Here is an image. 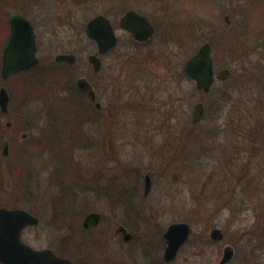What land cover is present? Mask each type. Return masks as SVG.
I'll list each match as a JSON object with an SVG mask.
<instances>
[{
  "label": "rangeland",
  "instance_id": "374dc122",
  "mask_svg": "<svg viewBox=\"0 0 264 264\" xmlns=\"http://www.w3.org/2000/svg\"><path fill=\"white\" fill-rule=\"evenodd\" d=\"M18 1L5 5L0 0V25L4 27L7 15L16 11L28 16L36 26L39 62L37 68L5 82L0 78V86L10 89L9 119H14L7 129L8 116L0 113V205L15 204L38 216L37 225L22 230V240L35 248L58 250L64 235L88 237L81 231L82 220L86 212L97 210L102 219L93 240L98 241L74 254L76 264H218L226 245L234 254L225 264H264V54H233L232 64L226 63L230 76L204 93L182 71L187 54L197 46L195 40L180 46L177 27L183 21L157 22L151 41L140 46L115 27L114 51L101 55L100 71L92 72L87 56L96 47L85 36V23L93 15L105 14L117 24L121 5L109 0ZM128 2L126 8L132 0ZM57 15L52 31L41 26L42 18ZM5 40L0 35V55ZM59 52H74L76 62L54 61ZM226 57L220 51L215 54L216 67L225 64ZM37 71L44 80L42 98L28 96L23 89V79ZM64 75L72 82L80 76L90 79L101 104L99 119L82 126L90 144L55 150L70 157L65 173L78 180L71 188L67 177L56 183L64 165L54 151L25 148L33 136L50 131L40 112ZM256 82H261L258 100L246 101V85L255 98ZM60 91L58 87L56 93ZM196 102H202L204 113L194 123ZM22 129L28 132L24 140ZM6 134H15L16 142L9 143L8 155L3 156ZM145 173L152 179L146 196ZM106 186L133 192L127 203L131 211L96 193ZM57 206L62 207L60 212ZM68 208L78 213L81 229L66 226ZM177 221L190 225V235L174 259L164 263L162 234ZM120 223L131 232L130 241L114 233ZM214 227L223 232L221 240L210 237Z\"/></svg>",
  "mask_w": 264,
  "mask_h": 264
},
{
  "label": "flooded vegetation",
  "instance_id": "af4514ba",
  "mask_svg": "<svg viewBox=\"0 0 264 264\" xmlns=\"http://www.w3.org/2000/svg\"><path fill=\"white\" fill-rule=\"evenodd\" d=\"M1 1L5 5H10V4L13 5L14 1H18V0H1ZM57 1L60 3H63L66 0H57ZM69 1L81 2V3L85 2L84 0H69ZM109 1L110 2L115 1V3L117 5H121V9H122V12H121V15L119 16L117 24L111 22L110 18L107 16L110 20V23H111L113 30H114V33L116 35V38H117L116 43L110 49H108L106 52L99 54L97 52L96 41L94 39L90 38L86 34L85 26H84V33H85L87 40L89 42L95 44V47H96V51L92 52L90 54H97L100 58L99 69L94 70L92 65H91V68L93 70L92 72L100 71V69H101V55L108 54L109 52L114 51V48L118 43V35L116 34L115 27H119L121 30L126 32L134 45L140 46V45H146L149 43V41H151V39L153 38V36L157 30V25H158L157 22L169 23L170 21H177V20H179L180 22L183 21L177 27L180 31V37L178 38V41H181L180 46L181 45L185 46V45L189 44L190 41L192 42V40L196 41L197 46L194 48L193 51H191V53L187 54V57L185 58L183 65H182V71L186 77L188 75L186 74V72L184 70L185 62L193 54H195L201 46L208 45V47L210 49V56L212 59V69H213V81H212L208 91L212 88L213 84H215L216 81H224L230 76L231 69H230V67H228L226 65V63L232 64V61H233L232 59L234 57L233 54H241V55L242 54L248 55V54H253V53H258L260 55L264 54V45L262 43V40L264 38V0H132V4H130L129 7H127V8H126V6H128L127 4L129 3L128 2L129 0H109ZM19 5L22 6L20 4V2H19ZM123 7H125V9ZM145 7H147V10L148 9L149 10L148 11L145 10L144 9ZM127 10H133L136 13L146 17L148 23L153 28L151 35H149L147 38H145L143 40H137L131 35V33L128 30H126L120 26V24H119L120 18ZM13 15H22V16L26 17L27 19H29V21L31 22V24L33 26L34 38H35V44H36V55L38 58L37 53L39 50V43H38V38L36 36L35 23L28 16L23 14V12L16 11V12H13V13H10L7 15L6 24L4 25V27H2V25H0V35L3 38V42L6 39L4 45L2 46V49H1L0 70H1V66H2V52H3V48L6 46L8 40H9V37H10V33H11L10 19ZM102 15H105V14H102ZM93 16H95V15H93ZM92 17H90V18H92ZM54 20H58V15L55 17L42 18L41 19V26L49 27L51 29L50 31H52L54 29L53 27L56 26V22ZM86 23H85V25H86ZM3 42H1V44ZM219 51L226 54V56H228V57H226V59L229 62L228 61L224 62L225 64L221 65L220 67H216L218 59L215 58V54H217ZM59 53H72V54L76 55L74 52H59ZM59 53H56V54H59ZM90 54H88V55H90ZM76 60H77V56H76ZM76 60H75V62H76ZM38 62H39V58H38L37 63L34 64L33 66H31L27 69L12 73L8 77H6L5 79H2L1 75H0V78L3 82H5V80H8L10 77H12L14 75H17L21 72L29 71L32 68H37ZM56 62L63 63L66 65L70 64V63H67L65 61H56ZM74 63H71V64H74ZM222 69L228 70V75L226 78L220 79L217 77V73H218V71H220ZM80 77H83V76H80ZM189 78L194 81L193 78H191V77H189ZM255 78H258V77H255ZM86 79L92 86V89L94 91V99H91L87 92L82 91L77 86V84H76L77 78L73 83L70 80V82L72 83L71 86L73 88V91L77 90L80 93V96L87 98L90 101V103L93 104V107L95 108L94 112H91V113L84 112L83 119L89 118L92 115L99 119L97 114H98L99 109L101 108V104L96 99L97 94H96V90H95L93 82L88 78H86ZM247 81H249V74L246 75V82ZM194 83H195V81H194ZM260 84H261V82L256 84V85H258V89H257V93L255 95V98L252 96L253 92H252L251 86L246 85L247 86L246 87V101L250 100L251 98L258 100L259 94L262 92L261 88L259 86ZM95 86H97V85H95ZM195 86H196V83H195ZM54 87H55L54 88L55 91H57L58 87L61 88V91H65V90L67 91L66 87L63 84L59 85L56 83L54 85ZM4 88L7 90L8 95H9L8 110L6 112L1 111V114L4 117L8 116V118L5 120V126L8 129V128H11L13 126L14 119H13V121L11 120L12 119L10 117L11 113L9 111L10 89L8 87L6 88L5 86H4ZM198 90H200L201 92H204V93L208 92V91L205 92L202 89H198ZM96 102H99V104H100L99 107L96 106ZM40 113L42 115L41 117H42L43 123L46 122V125L47 124L55 125L57 128L62 127V125H68L69 126L70 124L72 125L73 123L79 124L80 126H86L88 124H92L91 122H89V120L80 122V121H74L73 119H70V118H72V115H69V114H71L70 112H62V111L46 112V111H42ZM203 113H204V106H203ZM203 113H202V116H203ZM18 114H19V112H18ZM50 115H51V117H49ZM202 116H201V118H202ZM9 118H11V119H9ZM43 119L46 121H43ZM7 122H10V123L8 124ZM46 131H48V129ZM52 132H53V130H52ZM50 133H51V131H48V132H44V134L42 136H33L32 140L29 144H32L34 147L40 148L42 150L66 149L67 147L71 148L73 146L70 143L64 142V140H66L64 137L57 139L59 136H57L54 139V142H52V143L48 142V137H49ZM23 134H25V135H23ZM59 135H64V133H61ZM20 137L23 140L28 138V132H26L25 129H22L21 133H20ZM33 139L36 141V143L33 142ZM12 140H14L16 142V135L15 134L13 136H10L9 134H6V136H3V145L5 142L8 143V152H9V145H10L9 143ZM89 188H91V187H89ZM96 193L99 196L104 195L108 198L114 197V198L118 199V201L116 203V207L117 208L122 207L121 206L122 205L121 197L123 196V192L121 189H118L117 186H114V187L106 186L102 191H96ZM128 193H129V196L130 195L132 196L133 192H128ZM146 195H144V196H146ZM13 207H18V206H13ZM92 211L99 212L97 210H91V211L86 212V214L89 212H92ZM99 213H100V218H99L98 223L95 226L84 227L82 224L83 230H84L85 234L88 236L85 239L83 247L87 243H89V245L90 244L96 245L95 242L98 241L97 239L93 240L95 237V234H93V231H95V228L99 225V223L102 219V213L101 212H99ZM85 215H84V217H85ZM84 217H83V219H84ZM73 225L74 226L72 228L75 227V224H73ZM119 225H123L126 228L125 224L120 223L117 226H119ZM116 227L114 228V233L119 234L121 237L120 239L122 241L127 242V241L131 240L132 234L128 240H123L122 233L120 231L119 232L115 231ZM127 231H128V229H127ZM128 232H130V231H128ZM89 239H90V241H89ZM163 240H164V238H163ZM164 243H165V240H164ZM165 245H166V243H165ZM165 245H164V248H165ZM48 248L52 249L51 247H48ZM52 250L55 253H57L58 255L64 256V255L60 254L58 250H54V249H52ZM78 251L80 252L81 250H78ZM233 251H234V249H233ZM76 252H77V250L74 248L73 254L71 256H64V257L69 258L71 261V264H76V261L72 260L74 254ZM169 262H164V263H169Z\"/></svg>",
  "mask_w": 264,
  "mask_h": 264
},
{
  "label": "water",
  "instance_id": "95a60500",
  "mask_svg": "<svg viewBox=\"0 0 264 264\" xmlns=\"http://www.w3.org/2000/svg\"><path fill=\"white\" fill-rule=\"evenodd\" d=\"M120 26L128 30L137 40H143L152 33V27L146 17L136 13L133 10H127L120 18ZM10 37L3 48L2 66L0 75L5 79L10 74L20 70L27 69L37 63L36 44L34 38L33 26L29 19L22 15H13L10 19ZM86 34L97 43V52L102 54L110 49L116 43V35L107 16L97 14L90 18L85 25ZM264 45V38L262 40ZM55 61H65L74 63L76 55L72 53H59L54 56ZM88 62L94 70L100 67V58L97 54L87 56ZM186 74L195 80L196 87L203 91H208L213 81L212 59L208 45L201 46L184 65ZM228 70L218 71L217 77L226 78ZM77 86L88 93L91 99H94V91L91 84L85 77H78ZM9 95L4 86L0 87V110H8ZM99 107V102H96ZM203 113V105L196 102L193 106V116L191 121L200 120ZM8 124L10 122H7ZM25 135V134H23ZM2 154H8V143L2 146ZM152 179L150 174L145 173L143 177V194L146 195L151 187ZM100 218V213L96 211L85 215L82 224L84 227L95 226ZM38 217L22 207L0 206V262L4 264H71L69 258L60 256L48 247L35 248L24 242L21 233L24 227L28 225H37ZM122 233L123 240H128L131 233L123 225L115 229ZM191 227L187 222L177 221L170 223L163 232L165 248L162 259L169 262L174 259L179 248L187 241L190 235ZM210 237L214 240L223 238L221 229L214 227L210 231ZM233 248L226 245L223 248L222 256L218 264H225L233 257Z\"/></svg>",
  "mask_w": 264,
  "mask_h": 264
},
{
  "label": "trees",
  "instance_id": "16d2710c",
  "mask_svg": "<svg viewBox=\"0 0 264 264\" xmlns=\"http://www.w3.org/2000/svg\"><path fill=\"white\" fill-rule=\"evenodd\" d=\"M33 69L34 68H32L30 70H33ZM26 72H28V71L21 72V73L23 74ZM40 75H41V71H37L36 74L23 79V89L27 93L28 96L35 95V97H36L37 94H40L41 98H42V92H45V91H42L44 89L42 87L44 80L41 78ZM63 77H66V78L65 79L63 78L64 80H61V81L58 80V82H56V83L59 85L63 84L66 87L67 91L65 90V91H60V92L56 93V91L54 89H52V92L48 96L49 100L46 103L45 111L46 112H54V111L70 112L71 114H69V115H72V118H70V119H73L74 121L82 122V121H88L89 120V122L95 123V121L97 119L93 115L90 116L89 118L83 119L84 112H89V113L94 112L95 108L92 106H90V107L86 106V104L81 100L80 93L77 90L73 91V88L71 86V84L73 82L72 83L70 82V79L67 78V75H64ZM187 78L190 79L188 76H187ZM39 84H41V85H39ZM43 86L46 88L47 85H43ZM244 92H246V89L243 91V94H244ZM0 113H1V111H0ZM49 117H51V115ZM47 126H49L51 128L50 129L51 133L49 134V137H48V142H50V143L54 142V139L57 136H59L57 139L64 137L66 139V140H64V142L70 143L73 146L80 145L81 147H86L90 143V139L88 138V140H87L88 134L86 133V131L84 129H82L83 127L80 126L79 124L73 123L72 125L70 124L69 126L68 125H62V127H60V128H57L55 125H52V124H47ZM1 129L2 128H1V124H0V131H1ZM52 130H53V132H52ZM61 133H64V135H59ZM255 134H258V133L255 132ZM29 140L31 142L32 139H29ZM33 142L36 143V141L34 139H33ZM25 148L35 149V150L41 151V152L43 151L42 149L34 147L32 144H29V143L26 144ZM50 150H51V152L54 151V154L57 157V159L59 160V162L62 163V165H64V166H62L63 169L59 172L56 183L60 184V181H58V180L63 181L64 178L67 177L69 180V184L71 183L70 188L74 184L76 185L77 181H78L76 176H74V175L71 176V175H68L65 173V170L68 168V166L71 163L70 162V163L66 164L67 159H70V157L68 155L66 156L63 154L61 157V156H59L60 154H56L55 150H52V149H50ZM58 150H60V149H58ZM68 150H71V149H69L68 147L66 149H64V151H68ZM7 157H5V159ZM72 179H74V180L72 181ZM88 179L90 181V178H88ZM94 180H95V178L92 177L93 182H94ZM65 182H66V180H65ZM93 185H96V183H93ZM84 188H85V186H84ZM122 192H123V196L121 197L122 205L124 206L126 211H131L132 207L129 208L130 206L127 204L128 202L131 203L129 193L127 191H124V190ZM63 197H66V196L64 195ZM110 198H112L111 202L113 204L115 203V206H116L118 199H116L114 197H110ZM4 205H6V204H4ZM14 205L15 204L6 205V206H14ZM61 210H62V207L57 206V212H60ZM64 210L67 211L68 212L67 214L69 215V220H68L69 222L66 223V226L67 227H73L74 226L73 224H75L74 229L75 228L81 229L80 224L78 223L79 220L76 217L78 214L76 212V210L74 208H71V209L68 208V210H66V209H64ZM65 211H63V215L66 214ZM131 216L134 217L133 215H131ZM61 225H62V223L59 224V226L63 227ZM81 231H84V230L81 229ZM85 239L86 238L84 236H79V238H75L73 233H70L68 235H64L63 242L61 244V248H59L58 251L60 254H62L64 256H71L73 254L74 248L78 251L83 247ZM0 264H3V263L0 262Z\"/></svg>",
  "mask_w": 264,
  "mask_h": 264
}]
</instances>
